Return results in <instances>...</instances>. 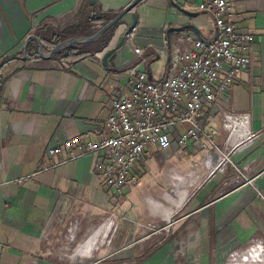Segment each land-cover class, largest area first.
Masks as SVG:
<instances>
[{
    "label": "crops",
    "instance_id": "obj_1",
    "mask_svg": "<svg viewBox=\"0 0 264 264\" xmlns=\"http://www.w3.org/2000/svg\"><path fill=\"white\" fill-rule=\"evenodd\" d=\"M135 1L96 35L103 23H93L102 15L108 21ZM202 1L0 0V264H174L177 257L264 264V0H227L229 19L251 31L256 50L221 107L203 108L220 146L228 133L224 112L250 115L259 134L235 150L241 170L215 168L217 154L195 144L150 150L137 163L138 181L119 198L97 171L102 151L82 154L76 147L77 158L66 147L60 155L48 153L70 137L105 132L109 82L137 59L134 46L148 56L140 67L158 78L170 51L188 45L176 26L193 23L199 36L216 38V21L199 7ZM134 13L136 25L114 63H104ZM61 40L69 41L62 52L77 47L88 55L62 58L52 52ZM44 159L49 167L40 170ZM128 201L136 217L128 214ZM130 219L142 221L140 227Z\"/></svg>",
    "mask_w": 264,
    "mask_h": 264
},
{
    "label": "built area",
    "instance_id": "obj_2",
    "mask_svg": "<svg viewBox=\"0 0 264 264\" xmlns=\"http://www.w3.org/2000/svg\"><path fill=\"white\" fill-rule=\"evenodd\" d=\"M199 7L212 12L216 38L206 40L195 30L184 29L179 37L188 45H176L170 51L167 71L158 78L140 67L147 63L148 56L143 47L134 46L137 59L125 64L123 71L109 82L112 92L105 132L93 139L87 134L84 139L79 135L70 137L65 145L50 146L48 153L60 155L66 147L69 157L77 158L76 147L81 148L82 154L102 151L97 171L119 198L126 196L138 181L137 163L150 150L195 144L217 154L215 168L231 166L241 170L234 162L235 150L259 134L251 127L250 115L224 112L228 133L220 146L214 138L218 128L205 121L203 108L221 107L224 93L254 59L255 37L229 19L227 0H204ZM48 167L49 161L44 159L40 170ZM245 178L246 182H253L254 177Z\"/></svg>",
    "mask_w": 264,
    "mask_h": 264
},
{
    "label": "water",
    "instance_id": "obj_3",
    "mask_svg": "<svg viewBox=\"0 0 264 264\" xmlns=\"http://www.w3.org/2000/svg\"><path fill=\"white\" fill-rule=\"evenodd\" d=\"M136 3L133 2L128 8H126V10L124 12H121L119 14H117V16H115L114 18L106 21L103 23L101 29L99 30V32L96 34H101L103 33V31L107 30L108 28H110L111 26L114 25V23L117 22V20L126 12L131 10V7L134 6V4ZM133 21L131 22L130 26L127 28V30L125 31V35L121 36L120 41L118 42L117 45H115L114 47L109 48L107 51H105L104 54V58L103 61L104 63H114V58L116 57V55L118 54V50L124 46L125 41H126V35L130 34L131 30L133 29V27L136 25V20H137V14L134 13L133 14ZM176 29L178 30H184V29H194L196 32H199V28L197 27V25L190 23V24H186V25H181V26H176ZM73 41V40H72ZM69 42L68 40H61L59 43H57L53 48H52V52H56L59 51V49L65 44ZM68 44V43H67Z\"/></svg>",
    "mask_w": 264,
    "mask_h": 264
},
{
    "label": "rangeland",
    "instance_id": "obj_4",
    "mask_svg": "<svg viewBox=\"0 0 264 264\" xmlns=\"http://www.w3.org/2000/svg\"><path fill=\"white\" fill-rule=\"evenodd\" d=\"M63 49V48H62ZM66 48H64L63 50H65ZM62 52V50H59L57 53H59V52ZM60 52V53H61ZM203 151H205V150H200L199 151V155H197L198 157H200L204 152ZM127 209H128V214H130L132 217L134 216V217H136L137 215L135 214V212H134V209H133V207L131 206V204H130V201H128L127 202ZM136 215V216H135ZM129 221V224H131L132 225V227H134L135 229H137V228H139L140 227V223H142V221H137V222H133L131 219L130 220H128ZM135 240V239H134ZM134 240L131 242L132 244H130L131 246V248L132 249H136V248H138L139 246H138V244L137 243H135L134 242ZM154 241V240H153ZM245 258H247L246 260H247V262L249 261V258H248V256L246 255V257ZM140 263V259H138V260H135V261H127L126 262V264H139ZM87 264H93V263H87ZM94 264H111V263H107V262H104V260L103 261H97V262H95ZM115 264H118V263H115ZM174 264H195V262H194V260H192V259H190L189 257H177L176 259H175V262H174Z\"/></svg>",
    "mask_w": 264,
    "mask_h": 264
},
{
    "label": "trees",
    "instance_id": "obj_5",
    "mask_svg": "<svg viewBox=\"0 0 264 264\" xmlns=\"http://www.w3.org/2000/svg\"><path fill=\"white\" fill-rule=\"evenodd\" d=\"M108 19L107 15H102L100 17V20L98 22H95L93 24L95 25H102V23H104L106 20ZM54 46V45H52ZM89 51H85V50H82L80 48H77V47H69L67 49H65L63 52L60 53L61 57L62 58H65L69 61H74L76 59H79L83 56H86L88 55Z\"/></svg>",
    "mask_w": 264,
    "mask_h": 264
}]
</instances>
